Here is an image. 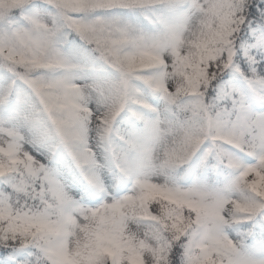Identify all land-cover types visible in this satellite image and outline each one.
<instances>
[{"label": "snow or ice", "instance_id": "snow-or-ice-1", "mask_svg": "<svg viewBox=\"0 0 264 264\" xmlns=\"http://www.w3.org/2000/svg\"><path fill=\"white\" fill-rule=\"evenodd\" d=\"M0 264H264V0H0Z\"/></svg>", "mask_w": 264, "mask_h": 264}]
</instances>
